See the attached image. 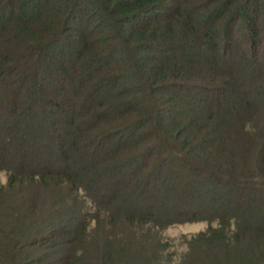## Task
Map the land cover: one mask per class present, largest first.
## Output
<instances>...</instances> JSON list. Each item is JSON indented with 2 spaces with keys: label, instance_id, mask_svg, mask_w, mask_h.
Listing matches in <instances>:
<instances>
[{
  "label": "trees",
  "instance_id": "1",
  "mask_svg": "<svg viewBox=\"0 0 264 264\" xmlns=\"http://www.w3.org/2000/svg\"><path fill=\"white\" fill-rule=\"evenodd\" d=\"M33 1L0 0V16L17 14ZM93 5L98 20L86 25L84 7ZM257 7L255 0H64L63 8L34 22L24 16L8 20L0 29V172L7 174L6 182L0 180V264H168V243L159 229L194 220L218 225L199 232L203 248L201 255L192 254L193 264H264V113L245 119L254 99H239L243 111L232 98L226 106L219 100L217 108L194 104L197 96L243 97L264 90L262 80L251 90L245 85L248 63L227 59L241 40L255 51L264 46ZM105 19L112 29L98 32ZM67 46L70 61L62 49ZM118 49L126 61L106 64ZM126 73H134L137 82H124ZM103 89L112 96L102 95ZM143 98L149 104L142 105ZM228 116L240 118L229 131ZM27 117L35 125L24 129ZM38 129L39 141L27 144ZM133 134L138 141L124 147ZM109 144L117 147L108 149ZM53 146L62 159L77 152L92 177L121 171L123 179L138 158L157 154L143 163V175L133 183L143 197L161 163L171 172L168 187L182 198L208 180L251 179L258 188L241 195L244 206L231 212L209 207L177 216L161 209L154 217L136 208L120 214L91 190L92 177L69 174L67 162L50 166ZM38 153L49 155L27 168ZM179 169L187 177L175 176ZM224 184L221 195L241 187ZM248 203L262 209L257 224ZM63 215L79 222L68 227L58 220Z\"/></svg>",
  "mask_w": 264,
  "mask_h": 264
},
{
  "label": "rangeland",
  "instance_id": "2",
  "mask_svg": "<svg viewBox=\"0 0 264 264\" xmlns=\"http://www.w3.org/2000/svg\"><path fill=\"white\" fill-rule=\"evenodd\" d=\"M258 3V19L259 22L261 23V35L264 36V0H255ZM64 5V0H34L33 2H30L26 5L25 9L23 10H17L19 13H15L13 15L5 14L3 18L0 16V29H2L9 21L13 20V18L16 17H26L27 21L34 22L35 20L39 19L40 16L43 13H48L49 11H53L54 9H61L63 8ZM85 8V21H88V23L85 24H94L98 20V17L95 16V6H90V7H84ZM36 18V19H35ZM73 21V20H72ZM79 20H76L75 25H80V27H83L81 25V22L78 23ZM112 29V23L108 20L105 19L102 24L98 27V32H106L107 30ZM241 44V47L237 50H230L227 52V59L233 60L235 62H240V61H245V63H248L249 66L247 67L248 70L250 71V74L247 76L249 77L247 80H245V85L250 88L253 85H256L262 81H264V46L260 47L259 50H254V48H249L247 47L246 44H243V40L239 42ZM219 49V46H217ZM63 52L65 55H67V60L70 61L72 57V49L67 46L66 48H62ZM182 54L185 55H190V51H185L184 49L181 50ZM219 51V50H218ZM209 52H205V54H208ZM210 54V53H209ZM126 61V56L125 53L123 52L122 49L116 50V52L111 55L110 58L107 59L106 64H114L116 62H125ZM72 62V61H71ZM70 62V63H71ZM217 64L222 66L223 63L221 61H217ZM255 64L257 65L256 69L254 66ZM232 69L235 70L236 66H230ZM243 77V76H242ZM242 79V78H241ZM243 80V79H242ZM262 80V81H261ZM124 82H127L129 84H135L137 82L136 75L134 73H126L124 75ZM112 91H108L107 89H103V94L106 95L109 98L112 96ZM246 93V92H245ZM241 94L234 96L231 94V92H222L219 96H216L215 94L210 95L209 98H202L200 96H197V100L195 104V107H197L198 104L202 105H210L213 107L218 106L219 100H223L225 102L226 106V101H229L227 98H232V103H238L237 108H239V111H243L244 107L242 103L244 102L240 101L244 99H254V104L253 108L251 109V113L244 115L245 119L250 118L251 116L254 115H261V113H264V90L257 91V93H251L249 91L247 94ZM101 98V95H99ZM240 99V100H239ZM239 101V102H238ZM141 104L146 105L149 104L148 99L143 98L141 99ZM193 108V101H192V107ZM193 110V109H192ZM244 113V112H243ZM249 113V112H248ZM31 117H27L28 123H26L25 128L34 126L35 124L31 122L30 120ZM238 119V121H237ZM237 121V122H236ZM240 122V118H236V116H228L226 119V123L224 128H227V130L233 129V127ZM33 123V124H32ZM23 129V128H22ZM23 129V130H24ZM38 134L37 136H31L29 135L26 138V142L28 143H34L38 142L40 137H41V129L37 130ZM227 134V133H226ZM128 138L124 140L122 144L123 146H130L135 143V141H138V135L133 134L130 136H127ZM69 138H67V142ZM60 147V143H59ZM111 147H117L111 146V144L108 145V149ZM57 149L53 146V151L49 154H37L35 158H31L29 160L28 164L26 165L27 168H32L33 164H39L43 160H45L48 156V163L50 166L57 168V163L61 162H67L66 167L64 168V171L68 172L69 174H77L81 173V177L85 178L87 177L88 179L92 177V174L90 173V167H85L81 165L79 162V154L77 152H72L68 159H62L58 156L57 152H55ZM19 153H24L25 147L22 146L19 148ZM105 152V151H104ZM100 158L105 157V154L103 152L100 153ZM152 157V158H151ZM157 154H154L153 156H149L147 154V157H142L141 159H137L134 164H130L128 166V173L124 178H119L120 176L123 175L121 171L114 172L112 175L109 177H103L101 174H97L96 176L92 177L93 179V185L94 188L91 189L94 191L95 194L101 195L102 196V201L104 202V206H111L116 209L120 208L118 212L120 214H125L126 212H132L136 208H138V212L142 215H153L154 217H160L161 216V209H169L174 212V215L179 216L181 214V211H200L205 208L211 207L215 211H233L234 209H239L243 205V202L241 201V195H252V190L258 188V184L256 185V182L253 180H243V182H230L227 180V182L224 184V189H228L230 187H235V184L241 185L238 186V189H230V191L233 190V192L230 193H224L220 194V184L216 180H208L205 183L202 184H197L191 186V194H189L188 197L182 198L181 193H179L175 189H170L168 187V182H167V177L171 175L169 166L163 165L162 163L157 167V179L153 181V185L148 188L146 191L147 197L140 196L137 193V188H135V185L133 183H136L139 179H141L144 169L143 166L145 165V162L151 161V159H156ZM86 161L90 162L91 158L86 156ZM62 163V164H63ZM144 163V165H143ZM87 165V164H86ZM62 168V167H61ZM179 169L178 172L175 173V176L179 177H187L186 171ZM122 179V180H119ZM0 180L2 182L7 181V174L4 171L0 172ZM133 180H135L133 182ZM186 180V179H183ZM129 183H131L129 185ZM184 185V183H182ZM186 186V185H185ZM190 186V185H189ZM262 186V184H260ZM259 186V187H260ZM255 187V188H253ZM257 187V188H256ZM255 191V190H254ZM235 194V195H234ZM149 195V196H148ZM238 195V197H237ZM113 196V197H112ZM224 197V199H223ZM245 197V196H244ZM253 197L252 204L254 205L255 202H257V193L255 192ZM116 203V205H111V203ZM223 203V205H222ZM252 204L248 203V205H245L247 211H250V217L252 219L255 218L253 221V224L259 223V218L262 216V209H254L252 207ZM147 209H151L152 211H149ZM82 210V208H81ZM115 211V210H114ZM253 212V213H252ZM256 214V215H255ZM59 222L64 223L68 227H72L75 223L79 222V219L77 216H61L59 217ZM212 224L213 226H217L218 223L217 221L209 222L207 220H194V221H186V222H178V223H173L170 225H166L164 228L159 229L160 234L164 238V241L168 243L167 245V250H165V260L164 263L167 262L168 264H179L181 261L184 259V257H187V260L185 263L187 264H193V257L197 255L198 253L201 255L200 252H202L203 248V243L202 236L198 235L200 231L206 230L208 226ZM120 230H124L122 227ZM127 235V233H125ZM130 236H136L133 232H130ZM142 234L139 233V237H141ZM201 237V239H200ZM201 249V250H200ZM35 251V250H32ZM216 252H219V249L214 250ZM193 254V257H192ZM191 256V257H190ZM210 257V256H209ZM213 257V256H211ZM211 257L209 259H211Z\"/></svg>",
  "mask_w": 264,
  "mask_h": 264
}]
</instances>
